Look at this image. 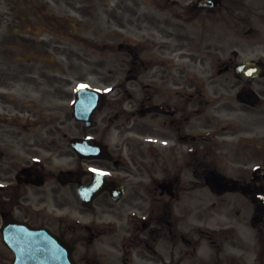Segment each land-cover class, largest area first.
Here are the masks:
<instances>
[{
  "label": "flooded vegetation",
  "instance_id": "af4514ba",
  "mask_svg": "<svg viewBox=\"0 0 264 264\" xmlns=\"http://www.w3.org/2000/svg\"><path fill=\"white\" fill-rule=\"evenodd\" d=\"M241 1L121 0L104 11L103 45L121 51L102 95L112 138L76 134V121L69 137L59 118L60 102L76 99V76L62 73L65 57L76 60V0H0V264L15 257L2 233L15 219L71 241L79 264H177V251L235 248L264 225L254 196L264 193V73L244 67L264 57L252 29L241 35ZM31 94L56 121L9 116L31 112ZM91 135L109 153L71 146Z\"/></svg>",
  "mask_w": 264,
  "mask_h": 264
},
{
  "label": "rangeland",
  "instance_id": "374dc122",
  "mask_svg": "<svg viewBox=\"0 0 264 264\" xmlns=\"http://www.w3.org/2000/svg\"><path fill=\"white\" fill-rule=\"evenodd\" d=\"M110 0H76V21L78 25V30L80 33V36H76V62L72 61L70 63L66 62L65 67L63 69L64 73H67L71 76L73 74H76V84H79L77 79L83 78L81 80H84L86 84L90 85H96L98 88H104L106 86V83L98 77V75H104L106 73V69L103 65H97V74L96 76L91 75L92 71L94 70V60H97L98 63L101 60H104L102 57L104 54H101L100 51L96 55H94V50L91 47L90 43L86 40L84 43L80 44V38L86 37V38H92L95 39L94 33L91 35L93 30L90 28V25L92 24V20L96 19L94 16L96 15L95 11H104L107 6L106 2H109ZM113 6H117L121 0H111ZM245 1V2H244ZM106 6V7H105ZM241 9L242 12L240 14V21L242 20L243 23H240L241 26L244 27H253V30L255 33L251 34L254 36V40L256 42V56L263 55L264 57V0H242L241 3ZM71 15V14H70ZM104 16V14H102ZM100 19V17H99ZM222 27V30H227L228 23L226 20L223 21V23L220 24ZM77 30V31H78ZM3 34H1L2 36ZM104 33H100L98 38L104 40ZM7 39V37L5 38ZM226 40V39H225ZM243 40V39H241ZM249 40V39H246ZM78 53L80 55H78ZM82 55V56H81ZM74 64V65H73ZM76 68V73H75ZM33 96V94H31ZM35 101V105L40 106L41 103L38 98H30ZM67 104H69V101L67 100L65 102L64 106V112L61 113V116L63 117L66 113L65 111L68 110L69 107H67ZM44 105V104H43ZM37 116V113H34V117ZM66 118H70L66 115ZM40 120L42 121V117L39 116ZM98 128L104 129V124L101 122L103 121V118L101 115L98 116ZM72 119H69L71 121ZM72 122H70V126H72ZM104 127V128H103ZM67 130V128H65ZM80 130H82V127L80 126ZM114 131V130H113ZM112 131V132H113ZM79 128L76 127V133H79ZM264 232V229L262 230ZM264 237V234H260L256 231V238L255 240V246H253L250 250H244L240 248V251H236L234 249L229 254L231 255H238V257L241 259V262L244 261V264H264V243L261 245L259 243V238ZM246 244H249L248 241H246ZM234 252V253H233ZM217 250L215 249L214 254L211 257L217 258ZM208 256L205 254L201 255L197 258L198 261H196L193 264H206L209 262ZM227 258H231L230 256H227ZM216 261V260H215ZM191 264V261H190ZM210 264V263H208Z\"/></svg>",
  "mask_w": 264,
  "mask_h": 264
},
{
  "label": "water",
  "instance_id": "95a60500",
  "mask_svg": "<svg viewBox=\"0 0 264 264\" xmlns=\"http://www.w3.org/2000/svg\"><path fill=\"white\" fill-rule=\"evenodd\" d=\"M95 93L82 89L76 101V116L88 118L95 105L88 102ZM20 230V229H19ZM22 235H7L9 243L17 251L15 264H77L70 243L55 236L44 228H23Z\"/></svg>",
  "mask_w": 264,
  "mask_h": 264
}]
</instances>
